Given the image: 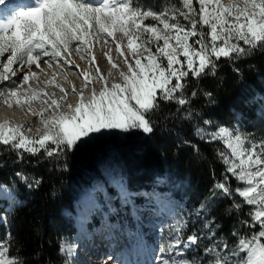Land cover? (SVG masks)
Listing matches in <instances>:
<instances>
[{"label": "snow or ice", "instance_id": "obj_1", "mask_svg": "<svg viewBox=\"0 0 264 264\" xmlns=\"http://www.w3.org/2000/svg\"><path fill=\"white\" fill-rule=\"evenodd\" d=\"M148 18L157 23H145ZM255 52H264V0H179L159 12L133 0H0V104L15 106L42 125V130L35 129L39 134L35 138L26 134L34 130L31 125L5 119L0 122V145L15 154V163L24 161L25 154L41 153L42 158L59 162L106 135L120 133L133 139L153 133L158 120L170 118L162 104H175V114L192 121L199 115L191 109L199 89L187 91L189 77L198 82L216 76L221 59L239 73L235 63ZM203 95L214 103L211 92ZM213 125L210 119L194 125L199 140L222 145L215 154L224 171L214 182L212 195L218 191L238 213L249 206L248 219L241 225L250 231L245 235L233 231L232 246L215 243V221L201 203L195 214L204 220V231L184 238L187 221L181 215L173 225L174 235L161 243L147 264H264V137L253 139L252 133L238 128ZM184 143L199 152L197 145ZM16 176L29 190L39 187V180L29 182L23 172ZM232 179L238 184L234 189ZM116 186L119 207L111 197L104 201L110 232H119L121 225L107 223L108 218L133 203L122 177ZM15 187L0 185L7 212L21 203ZM137 212L131 209L133 217ZM87 219L80 216L82 227ZM0 220L8 222L6 215ZM203 239L210 242L203 254L187 259ZM133 243L136 246L138 240ZM10 244L8 232L0 239V264H22L18 256L10 255ZM59 251L65 264H80L76 245L61 242Z\"/></svg>", "mask_w": 264, "mask_h": 264}, {"label": "trees", "instance_id": "obj_2", "mask_svg": "<svg viewBox=\"0 0 264 264\" xmlns=\"http://www.w3.org/2000/svg\"><path fill=\"white\" fill-rule=\"evenodd\" d=\"M161 1L142 0L141 4L154 7L152 4ZM164 1L178 4L177 0ZM235 68L239 69V73L234 71L232 64L221 59L216 76H207L198 82L189 77L187 91L190 93L194 87L199 89L191 104L192 111L199 115L192 121L180 119L179 114H175V104H162L164 114L170 118L158 120L153 133H140L133 139L125 135L101 137L88 148L59 162L42 158L41 153L38 157L25 154L24 161L15 163V154L4 152V146L0 145V161L3 162L0 185L11 187L15 184L16 196L29 200L26 205L8 213L11 222L10 255L18 256L22 264H62L59 248L62 240L70 239L73 232L69 213L73 209L74 191L79 185L106 184L93 185L102 186L105 193L94 192L100 200L93 210H106V197H111L113 204L119 207L117 186L104 178L110 164L123 171L127 186L135 193L160 194L166 199H173L183 208L199 209L201 203H205L210 210L209 219L215 221L212 227L216 238L229 246L236 241L233 231L241 235L249 233L250 230L241 225L242 220L248 219L247 205L238 213L231 208V200L219 195L210 199L213 184L222 179L224 171L215 154L216 148L222 145L218 141L206 144L194 135V125H202L203 119L212 120L213 127L223 125L234 128L237 125L247 133H253L251 121L262 123L261 120H264V102H259L264 96V52H255L240 59ZM204 92L213 94L214 103L208 102ZM254 93L259 96L256 103L248 97ZM184 141L197 145L199 152ZM65 164L66 169L63 167ZM17 172H23L29 182L39 180V187L29 190L20 182ZM158 178L163 179L161 184ZM231 186L233 189L237 187L235 179L231 180ZM236 199L239 200V197ZM92 216L93 223L88 225L89 229L97 223L93 213ZM203 226L202 221L190 222L184 237L193 232L202 233L204 230L199 228Z\"/></svg>", "mask_w": 264, "mask_h": 264}, {"label": "rangeland", "instance_id": "obj_3", "mask_svg": "<svg viewBox=\"0 0 264 264\" xmlns=\"http://www.w3.org/2000/svg\"><path fill=\"white\" fill-rule=\"evenodd\" d=\"M137 1H140V0H133V3L138 4L144 8H151L153 11H157V12L161 11L166 5H171V4H168L167 2H165L164 0H162L159 4L158 3L152 4L154 6V7H152L150 4L142 5L141 4L142 0L139 3H137ZM177 1L179 2V0H177ZM224 2H227V0H224ZM197 7H198V5H197ZM145 23L154 24L157 22L151 18H148L147 20H145ZM106 50L107 49H105V51ZM96 55L98 57H101L100 61H99L100 65L102 68H104L106 70L107 65L102 58V53L98 49L96 50ZM77 63H81V62L79 60H77ZM69 78L72 81L76 82L77 86H79V81L76 80L75 76L69 74ZM248 97L251 101H253V103H256V100L259 99V96L255 93L252 94L251 96L248 95ZM72 99L73 98L70 97L69 102ZM74 103H75V101H74ZM1 105L2 104H0V106ZM34 107L38 108L39 106L34 105ZM13 108H16L19 112L21 111L19 108L15 107V106ZM24 118L28 119L27 122L25 123V125L26 126L31 125L34 129L32 132H29L26 134L30 137L38 136L39 134L35 131V129L38 127L42 130V127H39V126H42V125H40L39 120L36 117L25 116V115L22 117V120ZM20 120H16L15 122L11 121V123L19 124ZM261 121H262V123H260L258 121L256 122L255 120L251 121V125L253 127V133H252L253 139H260V138L264 137V120H261ZM234 128H238V129H240L241 132H245L237 125H235ZM245 133H247V132H245ZM110 135H114L116 137H122L123 136L120 133H115V134H110ZM110 135H106L104 137H108ZM118 176L122 177L124 185L126 186L128 191L133 193L132 205H129L125 210L121 211L119 216H115V215L110 216L108 218V221H107V223H110V224L120 223L121 230L119 232L111 231L112 232L111 233L110 230L106 227L105 219L103 216V211H106V210L95 209L96 210L95 211L92 209L94 207L89 209L93 213V215L96 217L98 225H95V226H101L98 230L97 240L93 241L89 245L91 247V249L96 253L97 257L103 258V259H101L100 264H105L107 257L109 255H111L112 259L114 258L115 260L120 261L123 259L124 253L129 254L131 252V253L136 254L135 251L138 250V248L146 249L148 252L154 251L156 253V255L153 258L147 259V261L144 263V264H147L148 261L154 259L157 256L158 249H159V246L161 245V243L163 241L167 240L170 236L174 235L173 225L176 224L178 217H180L182 215L183 220L187 221V227H188V224L190 222L194 223L197 220L202 221V223L204 224V220L198 219V217L195 214L197 208H193V207H189V206H187L186 208H183V206L179 207L178 203L176 201H174L171 198L166 199L163 197V195H160V194H154V195L150 196L149 194H146V193L140 194V193H135V192L131 191L129 186H127L126 181L124 180L125 175H124L123 171L121 169H118V167L115 164H110L109 168H108V173H106V175H104V178L108 181L114 182L115 186H116V180H117ZM157 181L161 184L163 182V179L158 178ZM159 183H158V185H159ZM92 184L93 185L94 184L104 185V183H92ZM93 185H90V184L88 186H85L83 184L79 185V188L74 191L73 199L75 200V199L80 198V197L92 198V196H94ZM237 186H238V184H237ZM216 195L217 196L219 195V197L221 196V194L219 192L216 193ZM213 198L214 197L212 195L210 197V199L213 200ZM6 205H8V204H6ZM133 207L138 210L136 217H133L131 215V209ZM209 211L210 210L208 207L207 215H209ZM187 227H185L183 230V237H184V233L187 231ZM124 228L125 229L127 228L128 231L124 232V230H123ZM199 229L204 230V226L200 227ZM132 232L136 233L137 236L134 234L130 236L129 233H132ZM121 233H122V236H121L122 238L118 240L117 237L120 236ZM87 235H85V236L87 237ZM85 236H84V240L86 239ZM82 237H83V234L80 231L79 238L81 239ZM0 239H4V238H2L0 236ZM137 240H138V244L136 246H134L133 242H135ZM214 242L217 244L224 243L222 240H218L216 238V236H215ZM209 243L210 242L206 239L201 240L198 247H194L193 250L189 251L186 254V258L189 260L199 258L203 254L204 246L208 245ZM120 248H121V250H120ZM201 249H203V250H201ZM97 263L98 262L96 261V264ZM110 263H114V262L110 261L108 264H110ZM117 263H119V262H117ZM119 264H121V263H119ZM124 264H128V263L125 262Z\"/></svg>", "mask_w": 264, "mask_h": 264}, {"label": "bare ground", "instance_id": "obj_4", "mask_svg": "<svg viewBox=\"0 0 264 264\" xmlns=\"http://www.w3.org/2000/svg\"><path fill=\"white\" fill-rule=\"evenodd\" d=\"M74 101H75V98H73L70 102L74 103ZM23 116L24 115L22 114V111L19 112L16 108L9 109L4 105L0 106V122H2L5 119L10 120V121H14V122L16 120L21 119L20 123L27 122L28 119L24 118L22 120ZM39 127H42V126H39ZM93 190H94V192L101 193L102 195H105L104 188L102 186H97V185L93 186ZM15 191H16V189H15ZM17 199L21 203L16 207L26 205L29 201L26 198L22 199V198L17 197ZM99 200H100L99 197H96V196H92V198L80 197V198H77L75 200L73 199V209L69 213L71 220H72L73 232L70 235V239L65 238L62 240V242H67V243L76 245L77 250H78V259H79L80 264H96V261L98 262L97 264H100L101 259H103V258L97 257L96 253L89 246L93 241L97 240L98 230L101 227V226H95L98 224L94 223V227L92 229L88 228V225L93 223V216H92V213L89 209L94 207V205L96 207L97 202ZM6 204H7L6 201L3 202V200H0V217H3L5 215L7 216L8 213H11L14 211L13 210L11 212H7L8 205H6ZM101 206L102 205H99V207H101ZM94 208H92V209H94ZM81 215H86L88 217L87 221L83 224V227L81 226V222H80V216ZM7 221H8L7 224H5L2 220H0V236L2 238H5V236L8 232L11 233V222L8 219V216H7ZM123 230H124V232L128 231L127 228L126 229L124 228ZM80 231L83 234V237L81 239L79 238ZM132 234L136 235V233H134V232H132ZM85 235H87V239L84 240ZM121 236H122V233L120 234V236L117 237V239L118 240L121 239L122 238ZM120 250H121V248H120ZM135 252H136V254L131 253V252L129 254L124 253L123 259L120 261L115 260L113 258L111 260L107 259L106 262H107V264L110 261L114 262V263H110V264H119V263L124 264L125 262L128 264H144L147 261V259L153 258L156 255V253L154 251L148 252L146 249H143V248H138V250H136ZM60 256H61V254H60ZM117 262H119V263H117ZM62 264H65L63 257H62Z\"/></svg>", "mask_w": 264, "mask_h": 264}, {"label": "built area", "instance_id": "obj_5", "mask_svg": "<svg viewBox=\"0 0 264 264\" xmlns=\"http://www.w3.org/2000/svg\"><path fill=\"white\" fill-rule=\"evenodd\" d=\"M7 216H8V214H7ZM9 219V218H8Z\"/></svg>", "mask_w": 264, "mask_h": 264}]
</instances>
